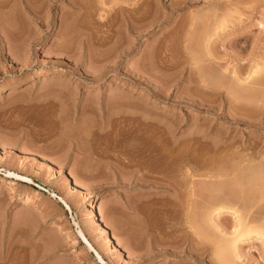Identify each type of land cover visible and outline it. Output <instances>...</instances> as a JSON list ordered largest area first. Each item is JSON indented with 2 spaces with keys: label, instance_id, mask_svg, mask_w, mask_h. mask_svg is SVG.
<instances>
[{
  "label": "rangeland",
  "instance_id": "rangeland-1",
  "mask_svg": "<svg viewBox=\"0 0 264 264\" xmlns=\"http://www.w3.org/2000/svg\"><path fill=\"white\" fill-rule=\"evenodd\" d=\"M204 173L264 229V0H0V264H213L182 214Z\"/></svg>",
  "mask_w": 264,
  "mask_h": 264
},
{
  "label": "bare ground",
  "instance_id": "bare-ground-1",
  "mask_svg": "<svg viewBox=\"0 0 264 264\" xmlns=\"http://www.w3.org/2000/svg\"><path fill=\"white\" fill-rule=\"evenodd\" d=\"M100 3H101V1H100ZM257 70L258 69H256V68L251 70V72L248 73L246 77L255 75ZM53 71L58 72L59 70L54 69ZM238 79H237L238 81L242 80L240 78H238ZM243 81H240V82H243ZM241 88H243V87H241ZM163 175H164V173H163ZM162 176L156 178V180L160 181L159 182L160 184L165 183V185H167L172 191L176 190L174 188L175 187L174 184H176V183L172 181L170 176H168L170 179L166 176V174H165L166 177L165 176L162 177ZM208 176H209V179H208ZM208 176L206 175L207 178L206 179L204 178V181H202L203 184H202V182L200 183V185L202 184L201 188L203 189L205 187L204 190L207 191L206 192L203 190L204 194H203V192H201V195L203 194L202 197L199 195L200 193H198V196H197V192L195 191V188H194V182L198 183L197 180L196 181L193 180L194 181L193 182L191 178L189 179V182L187 184L188 188H187L186 192L184 193V194H186V196L183 195L184 198H183V202H182L184 204V202L186 200V202H185L186 209H184L185 206L182 205V203H181V201H182V199H181L182 194L181 193L182 192L179 193V191L177 190L178 191V193H177L174 191L172 200H174L175 202L177 201V203L179 202V204L181 203V205L184 206L183 207L184 210L182 211V214L185 218V221H187L186 223H188V228H187V229H189V231H188L189 233L187 232L188 238L191 239L192 237H196V238L198 237L197 239L199 241H201V240L203 242L205 241L210 246L208 250L209 251L211 250L213 252L212 254H213V258H214L213 259L214 262L211 260L212 263L213 264H235L236 260H238L240 258V246H241L240 244L247 241L251 235L256 236L257 238H259L261 240H264V229L259 227V225L257 226L254 224L252 225L251 223H247L248 221L245 220L246 217L243 218L240 211L234 209L233 206L228 203L229 198H226V196H228V195L225 194L226 196L224 197V195L220 196L221 195L220 194L218 196L217 194H219V193H217L215 190L217 188V186H215L216 184H214V182L212 181L213 178H211L212 177L211 174ZM5 177L9 178L10 181L13 180L12 179V177H13V178L18 179V180L23 179V180H27L28 182H32L31 178L24 176V175H21V174H18V173H15L14 171H10V170L5 171ZM262 180H264V178H262ZM184 184H186V183H184ZM75 185L78 186V181H75ZM197 187H198V185H197ZM11 191L12 190L9 189L8 193H11ZM219 191H221V188L219 189ZM226 193H227V191H226ZM199 196H200V199L202 198V200L197 203V200H194L195 199L194 197L198 198ZM58 199L64 207H67L68 209L70 208L69 204L67 203V201L62 196H60ZM223 210H225V212H227V211L232 212L231 214L233 215L234 222L230 226H223V225L221 226V223L219 225V222H217L218 221L217 217L220 215V213ZM88 211H89L88 212L89 220H92V221L95 220V222L99 223V231L101 232L102 235L106 236L107 241L110 242L112 244V246H114V248L119 246L120 249L125 250L126 248H123L124 246L121 243V240L117 239V237L114 234L109 232L108 225L105 222V220L102 217L100 218V216L98 215V211L96 210V206L94 204L93 205L91 204L90 209ZM135 214L137 215V213H135ZM227 214H228V212H227ZM36 218L40 219V218H42V215L36 214ZM248 220H249V218H248ZM75 234H76V236H75L76 238L73 239V241L78 242V239H79L82 242L83 246L86 247L87 250H89L93 253L95 262H98V263H104L105 262V259L102 255V253L100 252V250L97 247H94L92 242L86 236V233L84 232L81 225L77 224V229H75ZM190 235H192L191 238L189 237ZM184 238H185V236H184ZM189 239H188V241H189ZM194 241H195V239H194ZM202 244L206 245V243H202ZM126 253L128 255L127 260L131 259L132 256L129 253V251L127 252V250H126Z\"/></svg>",
  "mask_w": 264,
  "mask_h": 264
}]
</instances>
